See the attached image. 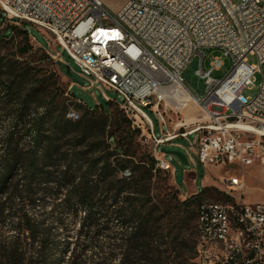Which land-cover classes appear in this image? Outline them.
Segmentation results:
<instances>
[{"label": "built area", "instance_id": "2783aa9c", "mask_svg": "<svg viewBox=\"0 0 264 264\" xmlns=\"http://www.w3.org/2000/svg\"><path fill=\"white\" fill-rule=\"evenodd\" d=\"M0 8L10 19L51 34L89 80L86 90L100 89L107 100V90L117 93L144 143L152 146L157 167L172 172L176 155L162 147L191 135L190 148L183 146L188 162L196 154L206 167L264 166V79L255 96L243 93L257 72L264 74V0H126L117 16L104 0H0ZM206 49L222 52L209 67ZM227 57L231 68L215 76ZM186 71L197 82L204 80V96L195 93ZM73 88L74 83L68 96ZM191 102L207 121L186 127L182 119L168 129L166 115L179 114ZM146 109L165 127L162 132ZM223 184L234 190L235 202L200 204L196 261L236 264V257L245 255L247 264H264V202L243 198V174L225 176ZM216 236H225V245H217Z\"/></svg>", "mask_w": 264, "mask_h": 264}, {"label": "trees", "instance_id": "16d2710c", "mask_svg": "<svg viewBox=\"0 0 264 264\" xmlns=\"http://www.w3.org/2000/svg\"><path fill=\"white\" fill-rule=\"evenodd\" d=\"M16 28L0 36V264H199L191 221L213 188L164 193L165 170L113 101L69 117L78 97L32 53L29 30L17 53L4 50Z\"/></svg>", "mask_w": 264, "mask_h": 264}, {"label": "rangeland", "instance_id": "374dc122", "mask_svg": "<svg viewBox=\"0 0 264 264\" xmlns=\"http://www.w3.org/2000/svg\"><path fill=\"white\" fill-rule=\"evenodd\" d=\"M106 7L109 9L110 13L117 16L119 10L123 7L126 0H104ZM237 4L241 3V0H234ZM2 9L0 8V13ZM15 26L17 27L15 30L14 37L9 41L4 43V50L10 54L17 53V48L20 45H23V37L20 35L21 31L27 28L29 30L30 35V44L33 46V54L45 53L49 55L53 59V63L51 64V68L54 69L60 75V81L63 87L67 90L70 85L74 83L73 92L77 95L81 102H76L80 104V106H74V102L72 100L68 101L71 104V109L69 112V117L77 119L81 117L84 113L85 107H95L99 103H106L107 99L103 94V91L97 89L95 87L86 90L83 86L89 84V80L85 77L79 75V67L76 65L75 61L65 52L62 51L61 46H58L54 37L43 29L37 27L36 25L29 22H20L16 20H12L9 17L5 16L3 22L0 23V36L5 33L9 27ZM204 65L205 67H209L214 57L222 55V52L218 49L204 50ZM198 56L197 59H199ZM249 60L252 63L257 62L256 56H250ZM60 63V64H59ZM66 66H69L72 70L71 75H67ZM232 66L231 58H225V66L221 68V70H217L214 75L217 77H223L228 72V70ZM62 67V70L60 69ZM190 70H195V66L191 65L189 67ZM262 69L264 71V64L262 65ZM185 76L187 77L188 83L193 87L195 93L204 96L205 91L203 89L204 80L195 79L194 75L190 74L189 71L185 72ZM264 79V74L262 72H257L254 76V85L245 88L243 93L245 96L253 97L257 94L260 84ZM106 95L109 96L113 101L111 111L113 113V117H129L125 109L122 107L121 99L118 97L117 93L114 91L107 90ZM195 108V109H194ZM188 108L183 109L179 114L175 112H169L166 117H170V122L168 129H173V125L182 119L186 121V127H193L194 124L192 122H200L205 123L207 121L206 114L200 109L198 106H194L192 112L194 114V118H187ZM151 118L153 119L156 131L158 133L162 132L165 127L160 124L157 116L149 109H146ZM192 121V122H191ZM182 131H185L186 128H181ZM195 139V135H191L189 139L179 138L176 142L179 145H171L166 144L162 147V149L168 151H180L184 154H187V151L184 149L185 146L187 149L190 148L191 141ZM143 141V140H142ZM144 143V141H143ZM145 144V143H144ZM152 151V146L145 144ZM195 160H191L188 164L184 163L179 157L175 156L172 161L173 169L171 171H163V174L160 178L161 184L163 185V192L167 193L172 199L178 198L180 200H186L189 197L197 194L196 191H201L203 187H211L213 191L210 193H205L202 195V201H217V202H228L227 196L234 199V190L231 189H223V179L228 175H244L247 187L245 189V194L243 197H248L249 203H256L258 201H264V166H250L244 169H240L234 165H229L226 167L219 166H209L206 167L199 162L198 156L194 154ZM220 191V192H218ZM236 196L239 198V194ZM84 214H81L77 220V224L74 226L76 232L79 229L80 220L82 219ZM198 224L197 215L193 221H191L192 228ZM73 240L76 241L75 235L73 234Z\"/></svg>", "mask_w": 264, "mask_h": 264}, {"label": "bare ground", "instance_id": "6f19581e", "mask_svg": "<svg viewBox=\"0 0 264 264\" xmlns=\"http://www.w3.org/2000/svg\"><path fill=\"white\" fill-rule=\"evenodd\" d=\"M194 106H197V105L195 103L191 102L187 107L188 109H187L186 113H187V118H189V119H192L195 117L193 112H192V109ZM216 243H217V245H225V236H216ZM236 264H247V257H245V255H238L236 257Z\"/></svg>", "mask_w": 264, "mask_h": 264}, {"label": "water", "instance_id": "95a60500", "mask_svg": "<svg viewBox=\"0 0 264 264\" xmlns=\"http://www.w3.org/2000/svg\"><path fill=\"white\" fill-rule=\"evenodd\" d=\"M166 152L169 153V154L176 155L177 157H179L186 164L189 163L187 158H186V156H185V154L183 152H180V151H168V150H166Z\"/></svg>", "mask_w": 264, "mask_h": 264}, {"label": "crops", "instance_id": "0c3cea01", "mask_svg": "<svg viewBox=\"0 0 264 264\" xmlns=\"http://www.w3.org/2000/svg\"><path fill=\"white\" fill-rule=\"evenodd\" d=\"M197 191H198V190H197ZM197 191H196V192H197ZM243 198H244L247 202L249 201L247 196H246V197H243ZM258 202H264V201H258Z\"/></svg>", "mask_w": 264, "mask_h": 264}]
</instances>
